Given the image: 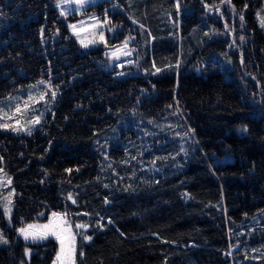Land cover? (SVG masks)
Instances as JSON below:
<instances>
[{"label":"trees","instance_id":"trees-1","mask_svg":"<svg viewBox=\"0 0 264 264\" xmlns=\"http://www.w3.org/2000/svg\"><path fill=\"white\" fill-rule=\"evenodd\" d=\"M58 1L0 0V264H51L17 229L54 212L75 264H264V0H93L84 45Z\"/></svg>","mask_w":264,"mask_h":264},{"label":"rangeland","instance_id":"rangeland-1","mask_svg":"<svg viewBox=\"0 0 264 264\" xmlns=\"http://www.w3.org/2000/svg\"><path fill=\"white\" fill-rule=\"evenodd\" d=\"M93 0H85L83 6L89 2H91ZM58 8L60 13H64L62 16H66L69 13H73L74 15H76V17H74L72 20L68 21V26L71 30V32L73 33V35L76 37V41L78 44H86V43H90V32L94 31L97 29V23L95 22V20L92 18V16H82L80 15V11L81 8L83 6L79 5L78 3H76V0H59L58 1ZM74 26V27H70ZM108 53L109 56L111 58V60L116 63V65L118 66H124L126 64H128L131 60L128 49H127V45L125 43H119L115 46H112L108 49ZM41 88H38V90ZM43 89H41L42 91ZM34 97L36 99L39 98L38 93L34 94ZM6 174V175H5ZM8 177H10L9 174L5 173L1 168H0V206L1 209L3 210V213L5 215L6 218V222L4 223L5 225H11V221H10V216L5 214V208L4 205L8 203V201H11V205L10 207L12 208V199H13V194H14V188L13 185L11 184V180L9 182ZM11 178V177H10ZM61 215V218H63L64 220L67 221V227L70 229L71 233L74 234V226L69 222V220L66 218V216L62 213V212H55ZM50 219H54L52 214H50V216L48 217V219L44 220V221H36V222H32V223H28L23 227H20L17 229L18 234L24 239V237L19 233V229L21 228H26L27 225H35L37 226L35 229H33V231H42V228L40 226L46 225L49 223ZM0 235L3 236V238L7 241H9L8 236L4 233V227L2 225H0ZM49 237H53V236H49ZM55 238V237H53ZM56 239V238H55ZM28 241H32V240H28ZM37 241H41V240H37ZM8 243V242H7ZM59 243V242H58ZM6 243H2L0 242V245H3ZM60 250V244H59V249ZM57 256V254H56ZM56 256L54 257L53 261L51 264H54V261L56 260Z\"/></svg>","mask_w":264,"mask_h":264},{"label":"snow or ice","instance_id":"snow-or-ice-1","mask_svg":"<svg viewBox=\"0 0 264 264\" xmlns=\"http://www.w3.org/2000/svg\"><path fill=\"white\" fill-rule=\"evenodd\" d=\"M85 0H76V3L79 5L83 6ZM59 6V5H58ZM64 13L62 12L61 15ZM259 15V14H258ZM261 26L264 27V17H259ZM241 20H243V16L241 15ZM70 27H74L71 26ZM159 71V69H157ZM123 74V73H121ZM38 83L43 84L44 81H39ZM35 87V86H33ZM51 90V89H49ZM55 91H52V97L55 98ZM45 96L44 93H41L39 99L44 100ZM34 97L29 96L28 101L24 102V109H21L19 104L16 106V112L21 113V112H26L29 109V101H34ZM5 116H7V113H5ZM31 125L34 124H39L40 123V118L35 117L34 120H31L28 122ZM0 127L4 128H10L12 131H23L25 129L20 128V127H12L9 124H3L0 125ZM28 134H31V127L27 129ZM71 171V170H69ZM6 175V174H5ZM8 180L10 182L11 178L8 177ZM68 199H72L71 195H69ZM75 202V201H73ZM11 201L9 200L7 204L4 205L5 208V214L9 215L11 214ZM52 216L54 219H50L49 223L43 226H40L42 228V231H33L37 226L35 225H27L26 228H21L19 229V233L24 237L26 241L32 240L33 242L37 240H45L49 236H53L56 238V240L60 244V250L57 252L56 260L54 261V264H75L74 261V254H75V249H76V235H83L84 240H90L91 237L87 236L83 233L77 232L76 234H72L70 229L67 227V221L61 218V215L58 213H52ZM76 229H86L87 225L83 224H77ZM0 242L2 243H7L8 241L3 238L2 235H0ZM25 254H29V249H25ZM80 255L83 256V252H80Z\"/></svg>","mask_w":264,"mask_h":264}]
</instances>
